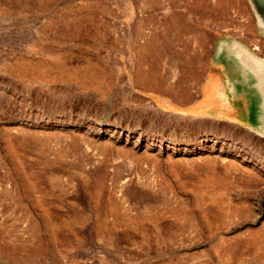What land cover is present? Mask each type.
<instances>
[{
  "label": "rangeland",
  "instance_id": "374dc122",
  "mask_svg": "<svg viewBox=\"0 0 264 264\" xmlns=\"http://www.w3.org/2000/svg\"><path fill=\"white\" fill-rule=\"evenodd\" d=\"M248 12L0 0V264H264V141L170 108L210 69L227 112L217 67L261 44Z\"/></svg>",
  "mask_w": 264,
  "mask_h": 264
},
{
  "label": "crops",
  "instance_id": "0c3cea01",
  "mask_svg": "<svg viewBox=\"0 0 264 264\" xmlns=\"http://www.w3.org/2000/svg\"><path fill=\"white\" fill-rule=\"evenodd\" d=\"M262 1L259 0L258 2ZM253 16L251 12L244 15L243 30L244 35L250 38V42L255 41L256 38L261 39L259 40L261 42L259 49L257 47L253 49L250 45L249 51H245L242 55L234 53L231 57H228L227 61H224L226 66L222 64L223 66L218 65L217 67L216 76L220 85L215 90V93H217L215 97L219 100L223 93L226 97L224 92L226 90L227 112H222L224 106L219 107L208 103L212 93L210 88L212 71L210 69H208L199 91L196 92L198 99L193 104L188 105L186 108L173 106L170 108L183 110L186 114L195 115L202 119L226 122L230 125L243 127L248 132L260 137L252 135L251 139L264 141V37L262 36L263 30L258 28V21L261 19L257 20L256 26ZM259 41L257 40V43ZM224 84L227 87H224ZM161 110L168 112L163 108Z\"/></svg>",
  "mask_w": 264,
  "mask_h": 264
},
{
  "label": "water",
  "instance_id": "95a60500",
  "mask_svg": "<svg viewBox=\"0 0 264 264\" xmlns=\"http://www.w3.org/2000/svg\"><path fill=\"white\" fill-rule=\"evenodd\" d=\"M259 0H253L255 11L259 14L261 21L264 23V0L262 2H258ZM261 4V5H260Z\"/></svg>",
  "mask_w": 264,
  "mask_h": 264
},
{
  "label": "bare ground",
  "instance_id": "6f19581e",
  "mask_svg": "<svg viewBox=\"0 0 264 264\" xmlns=\"http://www.w3.org/2000/svg\"><path fill=\"white\" fill-rule=\"evenodd\" d=\"M226 4H227V3H226ZM226 6H227V5H226ZM226 6H225V7H226ZM20 68H21V67H20ZM17 69H18V68H17ZM21 71H22V70H21ZM170 73H171V72H170Z\"/></svg>",
  "mask_w": 264,
  "mask_h": 264
}]
</instances>
